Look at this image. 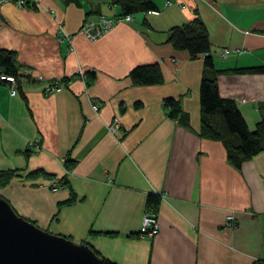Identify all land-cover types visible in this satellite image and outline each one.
I'll return each mask as SVG.
<instances>
[{
	"label": "crops",
	"instance_id": "crops-1",
	"mask_svg": "<svg viewBox=\"0 0 264 264\" xmlns=\"http://www.w3.org/2000/svg\"><path fill=\"white\" fill-rule=\"evenodd\" d=\"M23 1L0 4V48L20 65L16 94L0 83V170L14 171L0 198L117 264H264V147L235 168L219 141L197 136L202 56L166 42L171 27L198 14L217 69L264 65V0H150L155 10L94 40L80 25L87 15L119 16L111 0ZM146 64H158L162 83L132 84L129 71ZM91 72L86 85L78 74ZM53 83L61 89L45 93ZM217 85L253 130L264 118V74L222 73ZM165 97L180 99L190 129L166 115ZM34 170L50 176L28 178ZM61 179L76 199L58 208L69 196ZM148 193L160 196L158 230L140 235ZM227 214L234 227H224Z\"/></svg>",
	"mask_w": 264,
	"mask_h": 264
},
{
	"label": "trees",
	"instance_id": "trees-1",
	"mask_svg": "<svg viewBox=\"0 0 264 264\" xmlns=\"http://www.w3.org/2000/svg\"><path fill=\"white\" fill-rule=\"evenodd\" d=\"M111 3L118 7L119 15H133L138 12L156 9L150 0H111ZM144 24L147 23L144 21ZM166 42L177 50L187 51L192 59L202 56V71L198 92L200 123L196 134L200 138L219 141L225 149L227 161L235 168H240L243 161L251 158L264 147V118L256 123L253 130H250L236 102L233 99L219 95L217 77L222 73L264 74V65L217 69L210 54L207 29L198 14H195L190 21L184 24L171 27L167 31ZM19 66L14 50L0 48V74L13 75L17 86ZM78 75L84 79L86 85H90L94 80L93 72L79 73ZM128 76L134 85L159 84L163 81L158 64L135 66L129 71ZM0 83L5 82L0 81ZM162 104L169 118L177 120L183 127L190 129L189 117L183 111L179 98L165 97ZM27 155L28 151L26 152ZM63 164L66 170H70L74 161L66 156ZM13 174L14 171L12 170H0V187L7 184ZM41 175L44 177L50 176L42 170H34L28 173L27 177L36 178ZM60 182L68 187L69 196L66 200L57 203L58 208L71 204L76 199V195L68 181L61 179ZM159 200L160 196L158 194L148 193L145 199V212L157 213ZM89 234L93 236L96 233L91 230ZM84 244L92 248L102 258L104 264H117L103 256L90 244Z\"/></svg>",
	"mask_w": 264,
	"mask_h": 264
},
{
	"label": "water",
	"instance_id": "water-1",
	"mask_svg": "<svg viewBox=\"0 0 264 264\" xmlns=\"http://www.w3.org/2000/svg\"><path fill=\"white\" fill-rule=\"evenodd\" d=\"M0 264H104L92 248L17 215L0 198Z\"/></svg>",
	"mask_w": 264,
	"mask_h": 264
},
{
	"label": "built area",
	"instance_id": "built-area-1",
	"mask_svg": "<svg viewBox=\"0 0 264 264\" xmlns=\"http://www.w3.org/2000/svg\"><path fill=\"white\" fill-rule=\"evenodd\" d=\"M7 0H0V4L5 2ZM17 4L19 6H22L24 4L23 0H17ZM131 14H125V15H119L116 17H110L107 15H104L102 13L89 16L87 15L84 20L82 21L80 25V33L84 35L89 40H94L100 35H102L104 32H106L108 29H110L112 26H114L117 22L120 21H131L132 20ZM66 39L69 47H71V37L68 35H64L63 37H59L58 39ZM229 53L228 49H223L220 51V56L225 57ZM0 81L5 82L9 87V93L10 95H14L17 93V85H16V79L13 75L9 74H0ZM61 89L60 86H58L56 83L47 85L44 89L45 93H50L52 91H59ZM92 109L95 111L98 110V105L96 103H92ZM120 125V121L118 116L114 117L111 121V123L108 125V131L110 133H115ZM28 150L30 152H37L40 150V144L38 141H33L29 144ZM236 225V220L233 214H227L224 219V227H234ZM158 230V222H157V216L156 213H147L144 211V214L142 216L141 225L139 228V234L140 235H153Z\"/></svg>",
	"mask_w": 264,
	"mask_h": 264
}]
</instances>
